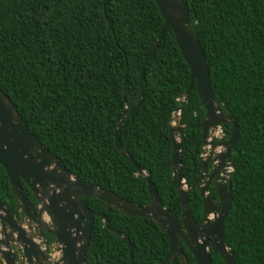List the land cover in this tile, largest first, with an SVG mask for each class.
<instances>
[{"label":"trees","instance_id":"obj_1","mask_svg":"<svg viewBox=\"0 0 264 264\" xmlns=\"http://www.w3.org/2000/svg\"><path fill=\"white\" fill-rule=\"evenodd\" d=\"M188 4L215 97L239 126L225 238L236 264H264V0ZM164 24L155 0H0L1 89L77 179L143 205L150 201L147 181L120 152L115 134L124 111L139 102L141 67ZM190 78L169 28L147 64L143 102L120 137L122 148L151 176L163 204L178 217L170 127ZM205 116L195 83L179 124L196 125ZM224 132L230 137L228 127ZM182 135L183 172L193 186L202 168V128L184 129ZM0 199L11 212H20L1 164ZM87 203L106 214L115 231L95 218L88 264H131L127 242L116 231L129 237L135 264L166 258L168 236L152 219L109 211L97 198ZM189 204L193 214L201 210L197 187ZM214 257L216 264H226L222 256Z\"/></svg>","mask_w":264,"mask_h":264},{"label":"water","instance_id":"obj_2","mask_svg":"<svg viewBox=\"0 0 264 264\" xmlns=\"http://www.w3.org/2000/svg\"><path fill=\"white\" fill-rule=\"evenodd\" d=\"M155 1L165 24L142 64L139 102L130 111L128 109L124 111L115 134L116 145L120 152L132 160L140 176L147 181L150 201L144 205L139 204L109 189L77 179L75 174L62 164L58 156L53 154L29 129L12 100L0 87V164L9 177L19 209L25 214V221L22 222L0 199V264H88L87 257L93 254L90 251V241L95 218L101 217L107 228L111 229L107 215L93 210L87 203L88 198L102 200L110 211L152 219L167 234L169 240V253L159 264L169 260H172V264H176L177 258L180 259L181 264H189V258L181 243L187 245L197 264H213L208 243L200 241L199 225L189 204L190 194L198 183L189 186L183 172L182 133L184 129L191 127L202 128L204 151L199 181L208 172V162L214 161L211 176L216 178L221 168L227 172L226 193L220 196L222 210L218 229L219 242L214 241L213 245L214 251L220 252L226 264H236L233 251L225 238V224L232 206L234 171L232 153L239 137V126L237 121L224 111L222 104L215 97L211 86L209 64L197 34V26L191 25L188 0ZM104 12L106 14L105 4ZM107 21L109 30H112L111 20L107 18ZM169 28L172 29L181 54L191 71L189 85L180 97L170 127L173 184L180 195L182 208L179 217L163 204L151 176L141 168L130 153L122 148L120 140L125 122L143 102L147 64L153 58ZM195 83L206 116L199 124L181 125L179 121L183 102ZM224 127H228L231 132L229 138L218 137L219 131L221 133ZM208 153H212L214 157L211 158ZM22 182L34 193L38 205L28 198ZM201 194L205 201L206 213L209 201L204 187L201 188ZM42 229L57 239L51 251H48L44 244ZM116 233L126 240L130 262L135 264L133 246L129 237L118 231Z\"/></svg>","mask_w":264,"mask_h":264},{"label":"flooded vegetation","instance_id":"obj_3","mask_svg":"<svg viewBox=\"0 0 264 264\" xmlns=\"http://www.w3.org/2000/svg\"><path fill=\"white\" fill-rule=\"evenodd\" d=\"M225 128V127H224ZM224 128L222 131V138H227L226 134L224 132ZM219 137V135H218ZM229 138V137H228ZM219 141V140H218ZM211 155V158H213L212 153H208V156ZM203 165V161H202ZM217 167L219 165L217 164ZM202 169V168H201ZM214 169V161L208 162V172L205 173L204 177L199 181L200 175L198 177V180L195 182L198 183L196 186L199 191V195L202 199V205H201V210H198L196 214H193L196 222L199 225L198 229V235H201L200 241L201 242H207L208 243V250L211 252V258L213 260V264H216L215 257L216 255H220L219 251H214L215 246L213 245L214 241H218V229H219V220H220V213L222 210V205L220 203L221 197L224 196L226 193V187L228 184V176L226 170H223L222 168L218 171V174L216 175V178L212 175V171ZM201 172V171H200ZM218 177V178H217ZM227 178V179H226ZM199 181V182H198ZM194 184V185H195ZM22 187L27 194L28 198L35 204L38 205V202L36 200V197L34 193L31 191V189L24 183L22 182ZM205 188V195L208 198V205H207V212L205 213V201L203 199V196L201 194V188ZM14 199L16 201V198L14 196ZM17 203V201H16ZM18 205V203H17ZM19 207V205H18ZM20 210V209H19ZM110 211V210H109ZM15 214V213H14ZM19 220L24 222L25 220V214L23 212H19L15 214ZM43 216V215H42ZM29 226V224H28ZM42 236L44 237V244H46V248L48 251L52 250L53 244L57 242V239L53 237L51 234L47 233L46 231L41 230ZM47 234L49 236H47ZM184 247L182 246L183 250L185 251L187 257L189 258V264H197L195 258L193 257L192 253L188 249L187 245L184 244ZM188 252L191 254L193 263L191 262V257H189ZM179 261L180 259L177 258ZM176 259V261H177ZM181 264V261H180Z\"/></svg>","mask_w":264,"mask_h":264},{"label":"rangeland","instance_id":"obj_4","mask_svg":"<svg viewBox=\"0 0 264 264\" xmlns=\"http://www.w3.org/2000/svg\"><path fill=\"white\" fill-rule=\"evenodd\" d=\"M175 113H176V112H175ZM222 134H223V133H222V132L220 133V131H219V136H222Z\"/></svg>","mask_w":264,"mask_h":264}]
</instances>
